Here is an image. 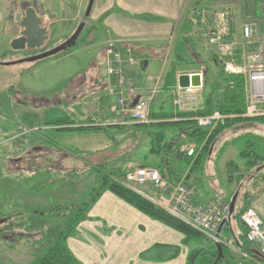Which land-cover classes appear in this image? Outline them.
I'll return each mask as SVG.
<instances>
[{"label": "rangeland", "instance_id": "obj_1", "mask_svg": "<svg viewBox=\"0 0 264 264\" xmlns=\"http://www.w3.org/2000/svg\"><path fill=\"white\" fill-rule=\"evenodd\" d=\"M192 1L205 7L217 4L233 8L231 11L234 12L228 19V28H233L232 37L229 36V39L233 38L234 44L230 47V51L236 58L239 54H236L235 50L239 47L238 44L242 43L241 28L244 24H254L255 37L264 34L260 0ZM20 5L22 8L34 7L44 23L51 26L48 42L39 49L8 51L5 41H0V264H31L41 253L43 245L62 228L65 220L82 204L89 205L86 220L76 226L66 241L67 247L74 254L77 252V245L102 243L105 238L116 242V238L120 237L139 245L156 242L159 235L154 230L156 228L166 230L163 232L170 234L166 241L176 240V237L182 238L177 232L142 215L108 192L106 193L114 202L120 204L121 208L128 207L140 214L134 217L140 221L137 223L142 225L143 234L133 231L134 229L139 231L141 228L135 225L136 221L132 216L122 214L118 204L113 206L109 199L103 200L102 207L91 204L92 191L98 188L99 174L95 170L96 167H102L103 171H117L129 167L127 171L129 172L140 166L155 168L159 164L158 157L148 153L151 137L148 143V133L146 134V130H156L145 125L117 126L103 122V118L98 122L86 124V117L92 107V100L88 99L96 93L93 77L85 79L86 72L94 58L103 50L100 44L84 46L90 34L86 25L89 18L84 19L82 16L85 26L75 45L70 49L38 61L11 64L49 51L71 36L66 32L70 23L59 20L60 17L50 18L44 10V0L38 2L0 0V31L13 7L18 6L19 10H22ZM78 25L69 27L74 32ZM191 25L192 22L189 23L190 29L193 27ZM210 48L215 52L214 47ZM219 57V70H222L226 76L232 75L230 70L227 72L224 69L225 63L230 61L224 60L225 57ZM134 59L138 60L135 57ZM231 63L235 64V68L241 66V62ZM205 68L204 65L199 67L190 65L180 69L184 70L182 72H199L202 77L199 99L194 104L188 103L186 109L195 108L198 104L195 108L197 109L202 104L203 96L208 91L203 89ZM103 74L104 71L101 75ZM242 75L235 76L243 77ZM153 77L156 78L157 73ZM161 78L159 83H154V80L142 94L143 98L151 99L150 111L153 112L156 111L154 103H157V100L159 103L162 100L164 108L171 106L170 92L168 98V95L162 94L160 90ZM82 79H85L84 82L78 86ZM86 84L89 86L85 88ZM231 85L233 84L229 82L223 85V95L225 92L228 93ZM243 86V92L236 91L233 100L242 101L244 108L249 96L250 84L246 80ZM112 100L115 103V96ZM221 102L223 106L228 104L225 102V95ZM101 114L109 118V107H106ZM225 116L243 117L245 114L241 112ZM257 121L255 122H264V118ZM88 126H99L101 130L78 129ZM228 129V133L225 134ZM216 139L219 141L214 140L207 152L198 154L202 152L200 150L198 156L196 154L190 156L192 160L190 164L178 163L179 167L183 168L186 165V168H183L181 176L172 182L164 180L166 185L163 190H156L151 186L135 187V190L154 204H158L156 201L160 196L167 198L179 181L194 187L195 195L198 194L204 199H208L213 193H219L229 203L235 194L241 196L243 186L236 182L235 178L233 181L228 178L221 180V175L226 165L230 163L249 168L246 164L251 159L248 157L250 152L264 156V134L248 126H242L240 131H231L227 127ZM246 140L251 142L253 147L248 146ZM213 146L211 159L208 161L207 156ZM34 147L37 149L35 150ZM241 151H248L247 156H240ZM13 159L20 162L14 164ZM210 163L217 174L214 177L209 175ZM98 212L103 213L104 219L95 218L100 214ZM139 216H144V219ZM118 227L128 230L122 235L119 234L120 230L119 232L115 230ZM95 229H99L100 234H96ZM195 246L196 242L191 241L182 247L178 264L186 260V253ZM229 253L235 263L253 264L239 251L233 250ZM255 264H264V262Z\"/></svg>", "mask_w": 264, "mask_h": 264}, {"label": "crops", "instance_id": "obj_2", "mask_svg": "<svg viewBox=\"0 0 264 264\" xmlns=\"http://www.w3.org/2000/svg\"><path fill=\"white\" fill-rule=\"evenodd\" d=\"M35 1L38 2L41 0H35ZM44 2H45L44 10L47 12L50 18L56 19V17H60L59 20L70 23L69 26L71 25L73 26L81 23L84 24L85 20L82 19V16L84 19H86L84 17V13L87 7L88 0H72V1L44 0ZM225 8L226 10H229V14L234 12L231 11V9L233 8L230 9V7L227 6L223 7L222 5L212 4L210 7H205L204 5H197V3L193 2L192 0H94L91 12L87 17L89 18V22L88 24L85 22L89 29L90 34L89 37L86 39L84 46L90 47L94 44H100L103 47V50L94 58L91 67L88 66L89 68L88 71L86 72L85 79H90V76L93 77L94 84L93 83L92 84L93 87L94 86L96 87V93H93L94 96H92L91 99H88V100H92V107H90V113L86 117L87 120L86 124H92L93 122H98L101 120V118H103L102 119L103 122H108L109 124L120 126L123 122H126L128 120V117L121 112V107L117 104L118 97L121 96L125 98L126 106L130 107L135 103V101L142 98V94L147 90V87L154 82V80H155L154 83L156 82L159 83L161 77L162 78L160 83L162 86L160 87V90L162 94L165 93V95H168V98L171 96L170 102L172 107L171 106L169 107L168 105V107L164 108L161 102L162 100H160V103L157 100V103L156 102L154 103L156 106L155 112L157 113L159 112L163 114L167 112H173V113L179 112L176 110V108H174L172 103V92L176 86L163 88L164 85L163 82L166 81L165 76L168 74V71L171 69L173 62L176 59V55H177L176 50L180 43V38L191 36L192 38L195 39V42L199 45L198 46L199 48L208 46L205 33L209 28H211L212 31L218 30L219 24L217 21V16L215 14ZM18 10H19L18 6L16 8L13 7L11 13L5 20V23H3L0 31V36H1L0 41H5L8 51H17L10 47V43L19 36L18 32L21 30L13 20ZM200 11L201 12L204 11L206 13L204 19H202ZM194 20H196L197 22L196 25L192 23L193 27L195 28L192 27V29H190V32L187 33L184 29V24L189 25V23H191V21ZM42 25L48 28V40H49V34H50L49 32L51 25L48 26V24L44 23L43 20H42ZM69 26L67 27L66 32H68L70 36L72 35L73 32L71 30V27ZM228 30H229V36L232 37L233 28L230 29L228 28ZM109 41L116 42L115 50L117 52L124 55L126 53V50H129L133 57L138 58V60H136V63L134 65L123 66L122 75L123 78L125 79L126 82L125 84H119L116 81L115 77L113 76L111 77L107 74L106 69L108 62L106 60L108 59V55L105 54V50H106V43ZM23 51H27V50L25 49ZM193 66L197 67V64L195 63L193 64ZM103 71L104 74L101 75ZM155 73H157L156 78L153 77ZM85 79L80 80L78 86H81V84L84 82ZM242 79L243 82L246 81V78L242 77ZM85 86L88 87L89 84L84 85V87ZM78 89L79 88H77V90ZM93 90L95 91V89ZM169 92H170V96H169ZM114 96H115V103L112 100V97ZM150 104H151V99H150ZM106 107H109V114H110L109 118H105V116H102L101 114L106 109ZM195 108L194 107L187 108L185 112L196 110ZM111 109H114V111ZM226 118L229 119V118H237V117L227 116ZM176 120L177 119L174 118L171 121H176ZM257 122H255V120L239 121L233 123V125L230 126L229 128L231 131H237V130L240 131L242 126H248L264 134V122L263 121H260L259 123ZM151 129L155 130L154 128ZM149 131L152 130H148V131L146 130V134ZM166 131H168L166 136L167 139L169 140L170 137H172L173 135H175V133H177L175 128L166 129ZM228 131L229 129L225 132V134L228 133ZM180 136L181 137L179 142L182 145L179 148V151L182 152L184 156L186 155V148L188 146H197V145L195 143L186 142V138L183 134ZM147 138L149 143L150 136L148 135ZM218 139H215V141ZM246 142L248 143V146L253 147L251 145L252 144L251 142L247 140ZM132 147L133 144L131 145V148ZM149 149H150V145H149ZM149 149H148V153L151 154ZM213 149L214 146L213 148L210 149L211 150L209 152L210 154H208L207 156L208 161L211 159L210 156L212 154ZM200 150L202 152L198 153ZM208 150H209V146L207 147V149L205 148L199 149L197 153L203 154L205 151L207 152ZM244 153L246 154L243 155ZM239 154L242 157H246L248 151H243V152L241 151ZM254 155L256 158H258V163H251L250 160L247 161L246 165L249 166V168L248 167L246 168L245 165L242 166L240 165L239 167L234 163H230L229 165H226L221 175V180L228 178L233 181L235 178L236 182H239L240 185L243 186L242 195L238 197L237 194L235 201V206L236 204L237 206L236 208L234 206L233 215L239 213V211L243 212L248 208H252L256 212L260 221L262 222V228L264 230V156H262L259 153ZM158 160H159L158 163H160L159 158ZM171 161L172 162L170 163H173L172 171L174 172V174L172 175V181H173L176 178H179V175L182 174L184 169L182 167L178 168L177 165L180 162H184V160H180L179 158L173 157ZM208 165L210 170L209 175H211V177L217 175L214 170V166L211 165V163ZM241 169L243 170L241 171ZM123 170L128 171L129 167L124 168ZM141 196L147 198L143 194ZM211 196L208 199H204L202 197L200 198L199 195L196 194L195 202L198 204H203L207 200H209ZM104 199H109L113 206H116L118 204L117 202H114L112 200L113 198L105 192L93 205L94 206L101 205L102 207L104 205L103 203ZM147 199L150 200L149 198ZM119 206L120 204H118V209L122 210V214L132 216L136 221L135 225L137 227L139 226L138 228H141L139 229V231H137L136 229H134L133 231L143 234L144 230L142 225L140 223H137L140 221H137L134 217L136 215L137 216L140 215L139 214L140 212L139 213L136 212L137 210L136 211L133 210L134 208L133 209L128 207L121 208V206L120 207ZM113 214H115V211L113 212ZM102 215L103 213H100L99 215L97 214L95 218L104 219ZM144 216H139V217L143 218ZM237 220L238 219H233V217L230 220H228L227 221L228 227L231 231L229 232L227 231L225 232V234L222 233V235L232 236L235 240L234 250L236 251L239 250L240 252L238 243L236 241L239 234L238 232L239 230L237 228L238 227ZM118 228L115 230L117 232H119L120 230L119 234L122 235L123 232H126L128 230L122 227H118ZM154 230L157 231L160 235V236L158 235L157 237L158 241L156 242L153 241L152 243H148L145 245L131 243L127 241V239H123L120 237L116 238L117 239L116 242L111 241V239L105 238L104 242L102 243L91 242V243H84L77 245L76 254H74L71 249L70 251L73 253L79 264H178L179 263L178 259L180 255L176 259L164 263H153V262L143 261L142 259H140V254L145 250H147L148 248H150L151 246H153L154 244L181 245L183 237L182 238L176 237V240L173 239V241L169 242L166 241V239L167 236L170 234H166V232H163L166 230L158 229V228ZM94 232L96 234H100L99 229H95ZM227 250H229V252L233 251L231 248H227ZM241 254L243 255V253ZM187 255L188 252L186 253V260H184V262L180 264H187Z\"/></svg>", "mask_w": 264, "mask_h": 264}, {"label": "trees", "instance_id": "obj_3", "mask_svg": "<svg viewBox=\"0 0 264 264\" xmlns=\"http://www.w3.org/2000/svg\"><path fill=\"white\" fill-rule=\"evenodd\" d=\"M184 29L187 33L190 32L188 24H184ZM198 46L199 45L195 42V39L191 36L180 38V43L176 50V59L174 60L171 69L168 71V74L165 76L166 81L163 82V88L176 86L177 73L184 71L180 70L181 67H187L195 63L197 64V67L204 65L206 68L204 72L205 83L203 84V89H208V91L203 96L201 106L196 110L187 112H167L163 114L152 111L149 113V118L152 123L145 125L156 130L148 132V135L151 137L149 150L153 156L160 159V163L156 167L158 168L157 170L159 171L162 179L167 182H172V175L174 174L172 171L173 163H170L172 162L171 160L173 157L184 160V164H190L191 161L190 156H183L182 152L179 151V148L182 145L179 142L181 137L180 135L183 134L185 136L186 142L195 143L197 146H203L202 148L207 149V147L211 145L221 131L224 128L232 126L233 123L247 120L256 121L264 118V116L256 118H229L220 122L211 131L201 129L196 126L193 118L209 116L214 111H218L223 115L240 114L241 112H245V106L243 108L242 105L243 102L234 101L235 99L233 100L234 93L236 91L240 93L243 92L244 82L242 77L235 75L226 76L224 72L218 68L220 60L213 49L208 46H204L202 48H199ZM235 52L240 55L239 48H237ZM209 65H211V67H209ZM210 70L211 72H209ZM228 82L233 85L230 86L231 88H229L228 93H224L225 102H228V104L223 106L221 102L224 97L222 94V87ZM174 118L177 120L171 121ZM165 128H175L177 133L170 137L169 140L166 136L168 131H166ZM78 129L101 130V127L88 126ZM245 154L246 153L243 155ZM249 157H251V163H258V158H256L254 154L252 155L251 152ZM177 167L179 168L178 165ZM183 168H186V165H184ZM95 170L99 174L98 188L95 189L96 191H92V199L90 201L91 204H94L103 193L110 192L115 197L119 198L124 203L147 216L151 220L157 221L182 235L183 239L181 245L154 244L140 254V259L143 261L164 263L174 260L180 255L183 246H186L189 242L194 241L196 242V246L189 251L187 255V264H238L233 261L229 250H227V248L223 245H221L222 256L218 261H215L218 253L215 243L201 233L193 230L177 218L173 217L161 207L121 184L119 180L127 173L126 170L103 171L102 167H96ZM180 176L181 174L179 177ZM88 206V204H82L77 207V209L65 220L62 228L55 233L46 244L43 245L41 253L36 256L31 264H79L73 253L67 247L66 241L76 226L81 221L86 220V211ZM241 213L242 211H239V213L235 215L232 214L231 216L233 219H238L237 228L239 230V234L238 238L235 239L238 243L240 252L245 254V258H248L253 264L256 262H264V259L259 256L256 245L248 242L246 239V228L239 221ZM227 231H231L228 227V222L225 223L222 233L225 234Z\"/></svg>", "mask_w": 264, "mask_h": 264}, {"label": "built area", "instance_id": "obj_4", "mask_svg": "<svg viewBox=\"0 0 264 264\" xmlns=\"http://www.w3.org/2000/svg\"><path fill=\"white\" fill-rule=\"evenodd\" d=\"M260 7L264 18V0H260ZM200 14L204 19L206 13L200 11ZM215 15L219 24L218 30L212 31L211 28L207 30L205 33L207 45L215 48L218 57L222 56L225 57L224 60L230 61V63H225V71L229 72L231 70L234 75L243 74V78H246L250 84L249 96L245 105V116L243 117L256 118L264 116V34L255 37L254 24H244L241 28L242 43L238 44L240 55L235 58L230 51L234 39H229V10H220ZM191 22L194 25L197 23L196 20ZM115 46L116 42L114 41L106 43L105 54L108 55L106 71L109 76L115 77L119 84H125L122 68L124 65H134L136 61L129 50H126L123 55L115 50ZM231 62H241V66L235 68V64ZM181 74H186L189 78L198 75L201 86L181 89L176 85L172 92V103L179 112L185 111L188 103L194 104L199 99V91L202 88V77L199 72H181L178 76ZM135 102L132 106L126 107V99L121 96L118 97L117 104L121 107V112L128 117V120L121 124L122 126L130 124L149 125L152 123L149 118L150 98L142 97ZM111 110L114 111V109ZM226 117L218 111H214L209 116L195 117L194 122L197 127L211 131L217 124L227 119ZM202 147L188 146L186 155L197 154ZM120 183L136 193L139 192L135 190V187L151 186L156 190H163L166 185L159 171L151 167H137L127 172L120 178ZM156 202L158 203L157 206L193 230L201 233L216 245H223L234 250V238L223 236L222 232L218 233L219 226L228 221L229 215V203L219 193H214L205 203L198 204L195 202L194 187L186 184V182L179 181L167 198L160 196ZM239 220L246 228L247 241L256 245L259 256L264 259V230L256 212L252 208H248L240 214ZM243 256L246 257L245 254Z\"/></svg>", "mask_w": 264, "mask_h": 264}, {"label": "water", "instance_id": "obj_5", "mask_svg": "<svg viewBox=\"0 0 264 264\" xmlns=\"http://www.w3.org/2000/svg\"><path fill=\"white\" fill-rule=\"evenodd\" d=\"M94 0H88L87 7L84 13V17L87 18L91 12ZM15 24L21 29L18 32V37L14 39L10 43V47L14 50H35L43 47L48 40V28L42 25V20L38 16L36 10L33 7L26 8L23 12L18 10L15 18ZM84 24L81 23L78 25L76 30L72 33V35L63 43L58 45L57 47L46 51L44 53L31 56L25 59H21L17 62H13L11 64L16 63H25V62H34L41 59H45L47 57L56 55L60 52L66 51L75 45L76 40L78 39L80 33L82 32ZM10 63H8L9 65ZM177 86L181 89H186L188 87H200V77L198 75H194L191 78L186 74H181L177 77L176 80ZM136 103V102H135ZM134 103V104H135ZM237 194H235L230 202H229V215L228 220H230L235 206ZM225 223V222H224ZM224 223H222L218 228V233L221 232ZM217 248V256L215 261H218L222 256L221 245H216Z\"/></svg>", "mask_w": 264, "mask_h": 264}, {"label": "flooded vegetation", "instance_id": "obj_6", "mask_svg": "<svg viewBox=\"0 0 264 264\" xmlns=\"http://www.w3.org/2000/svg\"><path fill=\"white\" fill-rule=\"evenodd\" d=\"M20 7L22 8V6L20 5ZM28 7H32V6H28ZM28 7H25V8H22V10H21V12H23L26 8H28ZM34 8V7H33ZM35 9V8H34ZM36 10V9H35ZM37 12V11H36ZM37 14H38V12H37ZM38 16L41 18V20H42V17L40 16V14H38ZM14 18H15V16H14ZM14 18H13V20H14ZM15 22V21H14ZM34 149L36 150L37 148L36 147H34ZM39 149V148H38ZM13 161V163L14 164H16V163H18V162H20V160H17V159H13L12 160Z\"/></svg>", "mask_w": 264, "mask_h": 264}, {"label": "bare ground", "instance_id": "obj_7", "mask_svg": "<svg viewBox=\"0 0 264 264\" xmlns=\"http://www.w3.org/2000/svg\"><path fill=\"white\" fill-rule=\"evenodd\" d=\"M231 71V70H230ZM231 74H232V71H231Z\"/></svg>", "mask_w": 264, "mask_h": 264}]
</instances>
